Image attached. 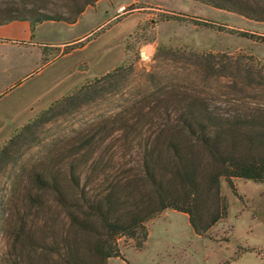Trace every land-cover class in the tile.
<instances>
[{
	"label": "trees",
	"instance_id": "obj_1",
	"mask_svg": "<svg viewBox=\"0 0 264 264\" xmlns=\"http://www.w3.org/2000/svg\"><path fill=\"white\" fill-rule=\"evenodd\" d=\"M97 1L0 0V25H71ZM191 1L264 22V0ZM176 59L180 69H150L133 87L123 64L86 81L0 147V264L124 259L119 240L142 250L147 223L165 210L205 237L228 215L221 179L239 200L233 179L264 183V69L228 55ZM88 108L85 121L37 139ZM238 251L232 262L249 250Z\"/></svg>",
	"mask_w": 264,
	"mask_h": 264
},
{
	"label": "rangeland",
	"instance_id": "obj_2",
	"mask_svg": "<svg viewBox=\"0 0 264 264\" xmlns=\"http://www.w3.org/2000/svg\"><path fill=\"white\" fill-rule=\"evenodd\" d=\"M121 6L127 11L118 14ZM95 11L88 9L74 25L54 26L50 35L55 43L88 35L82 39V46L67 54L57 56L53 51L36 65L33 60L22 67L30 74L21 80L14 96L35 100L38 105L39 100L41 103L60 89L100 77L122 64L131 72L133 87L150 69H180L182 63L176 62V58L193 55H228L252 69H264V43L258 40L264 37V28L237 14L219 12L189 0H135L129 4L102 5ZM190 18L198 20L192 22ZM201 20L215 26L198 24ZM75 43L70 41L66 46ZM5 99L0 104L8 100ZM93 111L88 108L46 125L36 137L49 139L85 121ZM37 151L38 148L30 150L27 158ZM220 184L221 194L229 204L228 215L207 236L196 235L185 214L167 210L147 223L148 238L142 250H136L131 240L122 238L119 247L124 259L111 258L108 264H264V183L233 179L241 200L233 195L224 179ZM2 243L0 240V252ZM239 248L249 251L234 263L232 259Z\"/></svg>",
	"mask_w": 264,
	"mask_h": 264
},
{
	"label": "crops",
	"instance_id": "obj_3",
	"mask_svg": "<svg viewBox=\"0 0 264 264\" xmlns=\"http://www.w3.org/2000/svg\"><path fill=\"white\" fill-rule=\"evenodd\" d=\"M134 1L135 0H129L127 3H124L120 0H99L94 6L87 7L83 14L88 9L95 11L102 5L105 7L106 4L111 5V3H118L119 5L129 4ZM142 2H147V0H142ZM209 8L214 9L212 7ZM214 10L226 12L218 9ZM104 12H108V9H105ZM226 13L233 14L230 12ZM247 21L260 24L262 26V30L264 28L263 22H256L248 19ZM59 23L63 22H43L35 26L33 30L30 23L27 21H14L6 25H0V101L1 99H8L6 102L0 104V147L7 139L33 119L39 112L46 109L54 101L60 99L87 81L86 80L76 84L70 89H60V92L57 91V93L55 92V94L48 96V98L43 99L41 103L39 100L37 102L39 106L35 103V100H25L22 96L21 98L19 96H14V92L21 86V80L25 79L30 74V72H27L28 69H22V67L27 66L33 60L36 65L38 61L42 60L53 51H56L58 53L57 56H59L63 50L62 48L66 46V43L70 41L81 42L82 39L88 35V33L85 35H78L70 41L55 43L52 41L50 31L53 30V28H55L54 26ZM27 94H29V92ZM166 211L167 210L163 211L160 217L163 216ZM242 257L243 254H241L240 257L234 261V263L238 262Z\"/></svg>",
	"mask_w": 264,
	"mask_h": 264
},
{
	"label": "built area",
	"instance_id": "obj_4",
	"mask_svg": "<svg viewBox=\"0 0 264 264\" xmlns=\"http://www.w3.org/2000/svg\"><path fill=\"white\" fill-rule=\"evenodd\" d=\"M127 11L126 7L125 6H121L117 9V13L120 14V13H125Z\"/></svg>",
	"mask_w": 264,
	"mask_h": 264
}]
</instances>
